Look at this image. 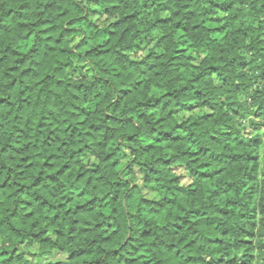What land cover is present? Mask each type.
<instances>
[{
  "label": "trees",
  "instance_id": "trees-1",
  "mask_svg": "<svg viewBox=\"0 0 264 264\" xmlns=\"http://www.w3.org/2000/svg\"><path fill=\"white\" fill-rule=\"evenodd\" d=\"M0 264H264V0H0Z\"/></svg>",
  "mask_w": 264,
  "mask_h": 264
},
{
  "label": "rangeland",
  "instance_id": "rangeland-1",
  "mask_svg": "<svg viewBox=\"0 0 264 264\" xmlns=\"http://www.w3.org/2000/svg\"><path fill=\"white\" fill-rule=\"evenodd\" d=\"M92 17H93V19L96 20L97 23H101L103 20V16L100 13L95 12V11H93ZM223 18H224V15L222 13H218L216 15L217 20H219V19L222 20ZM145 45H146L145 43L144 44L142 43V44H139L136 47H134L132 49V51L130 52L131 55L132 56H141L143 51H144ZM174 112H175V116L177 117V119L181 120L191 113L192 114L200 113L201 110L198 109V107L192 106L189 108L178 109V110H175ZM92 161H93V159L90 158L89 163H91ZM125 161H126V157L123 156L122 159L120 160V163L123 164ZM174 171L178 175L179 180L182 184H187L189 182V175H188V173L184 167H181V166L175 167ZM142 193H143V195H145L148 198L156 197V194L153 191H151L150 189L143 188ZM23 253H24L26 258H28L30 260L37 261V262L42 261V260H46V259H50V258L60 259V258L65 257L64 253H58V252H47V253L41 254L37 251L36 246H33L31 248H27L26 250H23Z\"/></svg>",
  "mask_w": 264,
  "mask_h": 264
}]
</instances>
